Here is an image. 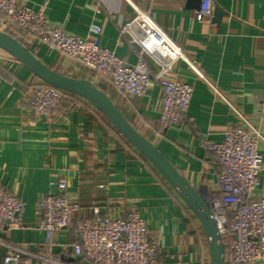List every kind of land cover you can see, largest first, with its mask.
<instances>
[{"label":"crops","instance_id":"obj_1","mask_svg":"<svg viewBox=\"0 0 264 264\" xmlns=\"http://www.w3.org/2000/svg\"><path fill=\"white\" fill-rule=\"evenodd\" d=\"M25 1L68 32L95 39L129 64L138 62L137 47L121 35L119 26L139 9L150 12L184 51L172 75L193 86L187 117L168 127L159 119L162 88L158 83L143 96L130 98L79 61L34 39L20 41L55 70L87 78L106 91L202 192L216 189L219 180L204 141L223 140L238 123L234 108L264 137V0H211L210 21L196 19L198 9L188 7L187 0ZM216 7L223 12L219 21ZM39 79L16 58L0 55V181L25 204L20 225L0 229V241L34 254L50 253L67 264H92L73 255L75 234L62 229L46 243L45 233L36 226L38 201L47 193H58L56 183L65 181L64 195L80 206L77 218L103 215L115 205L133 201L129 207L146 220L151 242L158 246V264H210L209 245L198 218L103 113L71 93L59 116L51 121L37 118L29 98ZM259 147L264 159L263 140ZM258 193L264 194V167ZM4 252L0 245V264ZM33 262L38 259L33 257Z\"/></svg>","mask_w":264,"mask_h":264},{"label":"built area","instance_id":"obj_2","mask_svg":"<svg viewBox=\"0 0 264 264\" xmlns=\"http://www.w3.org/2000/svg\"><path fill=\"white\" fill-rule=\"evenodd\" d=\"M211 9L212 1L207 0L195 12L196 19L210 21ZM0 29L19 40L34 39L79 61L130 98L143 96L158 83L162 88L159 119L164 127L187 117L193 86L172 75L175 62L185 57L184 51L148 11L139 9L135 17L119 26L121 35L137 47L136 64L123 61L91 37L68 32L25 0H0ZM207 82L227 101L211 81ZM32 87L29 103L37 118L47 121L59 116L71 95L41 79ZM234 110L238 123L225 132L223 140L204 141L219 177L218 187L206 190L204 195L223 237L225 264H264V194L258 193L264 167L259 141L264 137L242 112ZM56 184L59 192L45 194L37 204L36 226L45 233L46 243L65 229L77 237L73 255L92 264H158V246L151 242L146 220L129 207L133 201L115 205L103 215L77 218L79 204L63 193L67 183ZM24 208L23 200L0 181V229L18 227ZM0 245L5 248L1 264H67L50 253L34 254L21 245L2 241ZM33 257L38 262L34 263Z\"/></svg>","mask_w":264,"mask_h":264},{"label":"water","instance_id":"obj_3","mask_svg":"<svg viewBox=\"0 0 264 264\" xmlns=\"http://www.w3.org/2000/svg\"><path fill=\"white\" fill-rule=\"evenodd\" d=\"M203 0H187L190 8L200 9ZM215 20L223 12L215 8ZM0 55L14 57L33 74L48 84L85 98L103 113L113 126L133 145L164 177L175 192L185 201L200 221L210 249V264H225V245L215 215L204 193L194 187L173 165L167 156L125 116L111 97L87 78L61 73L44 63L22 41L0 29Z\"/></svg>","mask_w":264,"mask_h":264},{"label":"rangeland","instance_id":"obj_4","mask_svg":"<svg viewBox=\"0 0 264 264\" xmlns=\"http://www.w3.org/2000/svg\"><path fill=\"white\" fill-rule=\"evenodd\" d=\"M203 193L205 194V193H206V191H203Z\"/></svg>","mask_w":264,"mask_h":264},{"label":"trees","instance_id":"obj_5","mask_svg":"<svg viewBox=\"0 0 264 264\" xmlns=\"http://www.w3.org/2000/svg\"><path fill=\"white\" fill-rule=\"evenodd\" d=\"M8 33H10V32H8ZM11 34V33H10Z\"/></svg>","mask_w":264,"mask_h":264}]
</instances>
